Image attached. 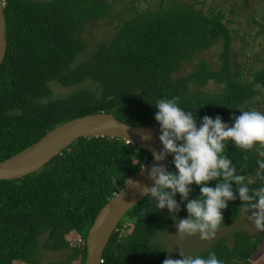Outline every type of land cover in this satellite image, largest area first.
<instances>
[{
	"label": "trees",
	"instance_id": "trees-1",
	"mask_svg": "<svg viewBox=\"0 0 264 264\" xmlns=\"http://www.w3.org/2000/svg\"><path fill=\"white\" fill-rule=\"evenodd\" d=\"M217 2L213 0L208 13L185 3L134 11L108 42L99 43L82 59L83 23L104 17L107 0H3L7 48L0 65V161L57 125L86 114L109 111L124 123L159 128L154 105L173 96L180 97L179 106L192 112L198 126L204 116L214 119L218 115L231 126V117L247 111L251 101L264 92V54L257 59L242 51L244 60L236 61L233 30L224 17L252 44L254 36L243 30L236 10ZM217 44L221 46L218 68L200 60L194 72L175 76L194 54ZM209 80L222 84L218 93L199 89ZM85 81L94 87L77 88L66 96L52 93V83L75 87ZM191 83L198 87L192 89ZM225 143L223 154L238 174L252 181L251 188L264 186L256 176L258 146L245 151L231 141ZM151 158L146 149L124 139L84 136L37 171L0 180V264H42L40 247L71 250L66 259L47 264H70L76 259L84 264L86 235L97 213ZM172 160L170 155L169 171L174 172ZM216 183L209 181L208 186ZM190 187L189 199L198 198L200 186ZM232 187L235 193L234 182ZM150 199L145 196L123 216L101 264H163L169 258L154 238L169 229L166 221L171 215L166 208L159 210L149 203ZM175 199L180 203L179 193ZM186 203H181L176 216L187 218ZM240 204L239 199L228 202L220 228L242 214ZM70 233L78 235V245L66 239ZM263 241L264 233L239 229L231 246L220 238L198 255L215 252L224 264H254L252 257Z\"/></svg>",
	"mask_w": 264,
	"mask_h": 264
},
{
	"label": "clouds",
	"instance_id": "clouds-1",
	"mask_svg": "<svg viewBox=\"0 0 264 264\" xmlns=\"http://www.w3.org/2000/svg\"><path fill=\"white\" fill-rule=\"evenodd\" d=\"M179 101V96H173L159 99L154 105L157 108L154 119L159 124L163 148L152 153L157 162L148 171L153 186L137 183V188L151 198L149 203H154L157 209L166 208L174 221L181 203L187 202V218L179 219L174 225L181 237L198 234L201 240L214 239L224 221L223 210L229 201L237 199L241 202L239 211L247 215L258 231L264 232V186L251 188L252 181L238 174L232 161L223 154L226 141L245 151L258 146L256 151L260 158L256 160V176L264 181V113L241 110L240 115L231 117V126L219 115L214 119L204 116L198 126L192 112L181 108ZM142 138L150 140L151 134ZM168 155L173 157L174 172L160 163ZM243 159L247 161L248 156ZM246 167L247 164H243L240 172ZM209 181H217L215 187L208 186ZM232 182L236 185L235 193ZM112 183H117L115 177ZM193 184L200 186V195L189 199ZM177 193L181 197L180 203L175 199ZM180 256L181 259L166 258L163 264H224L215 252L202 257L180 251Z\"/></svg>",
	"mask_w": 264,
	"mask_h": 264
},
{
	"label": "rangeland",
	"instance_id": "rangeland-1",
	"mask_svg": "<svg viewBox=\"0 0 264 264\" xmlns=\"http://www.w3.org/2000/svg\"><path fill=\"white\" fill-rule=\"evenodd\" d=\"M110 3L106 10V15L98 19H87L83 23V31L80 33V37L85 43V47L81 52L80 58L84 59L87 55L96 48L99 43L108 42L117 29L124 23V21L130 17L134 11H150L157 10L161 6L166 7L175 3L193 4L196 8H203L205 13H208L212 9L213 0H107ZM222 6L237 11L236 19L242 22L243 30L250 32L254 36L255 42L246 39L242 35V31H234L237 29V25L228 22V17H224L223 21L232 29L233 41L232 48L238 52L236 61L241 62L244 60V54L241 52H248L251 56L260 59L264 54V31L261 30L264 27V0H214ZM162 4V5H161ZM220 5V6H221ZM232 15V14H231ZM220 45H214L204 51L197 52L193 57L183 64V66L175 73V76L180 77L195 71V63L200 60L208 62L211 68H218L219 66V53ZM257 66L261 65V61L257 60ZM191 88H197L194 83H191ZM94 87V83L91 81H85L84 83L75 87H64L55 83L51 84L52 93L55 97L66 96L70 94L74 89ZM222 84L209 80L204 86L199 89L210 92L218 93ZM248 110H256L264 113V92L260 96L255 97ZM251 214V213H249ZM179 219L184 217L176 216L174 221L172 217H169L166 221L169 229L162 233H159L154 242L162 245L167 250V256L169 258H182L180 251L186 255L196 256L202 252L210 249L214 243L220 238L225 239V243L228 246L232 245L233 235L235 231L242 229L250 233L262 234L264 232L258 231L254 224L248 220L247 215L241 214L237 219L233 221L229 226L219 228L214 239L201 240L199 235L184 236L177 235V229L175 223ZM45 236L39 238L41 244ZM66 239L70 241L71 245H78L79 238L75 233H70L66 236ZM71 250L69 248L62 249L60 251H50L39 248L40 261L42 264H47L50 261L64 260L70 255ZM254 264H264V241L260 244L257 253L252 257ZM20 264L21 262H17ZM70 264H80L79 259L72 261Z\"/></svg>",
	"mask_w": 264,
	"mask_h": 264
},
{
	"label": "water",
	"instance_id": "water-1",
	"mask_svg": "<svg viewBox=\"0 0 264 264\" xmlns=\"http://www.w3.org/2000/svg\"><path fill=\"white\" fill-rule=\"evenodd\" d=\"M3 0H0V65L7 48L6 21L3 13ZM151 134L150 140L142 137ZM159 128L155 126H136L124 123L109 111L86 114L65 121L46 132L40 139L16 154L0 161V180L21 178L43 167L73 141L84 136H108L136 143L151 155L163 148L159 140ZM157 163L151 158L141 169L116 192L99 210L86 235V256L84 264H101L102 255L113 232L123 216L144 195L136 184L153 186L148 171ZM160 163L169 170L170 155ZM132 181V183H129Z\"/></svg>",
	"mask_w": 264,
	"mask_h": 264
},
{
	"label": "crops",
	"instance_id": "crops-1",
	"mask_svg": "<svg viewBox=\"0 0 264 264\" xmlns=\"http://www.w3.org/2000/svg\"><path fill=\"white\" fill-rule=\"evenodd\" d=\"M14 264H17V263H16V262H14ZM20 264H25V263L21 262Z\"/></svg>",
	"mask_w": 264,
	"mask_h": 264
}]
</instances>
